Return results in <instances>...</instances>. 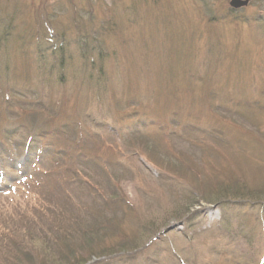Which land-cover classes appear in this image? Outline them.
<instances>
[{"label":"rangeland","instance_id":"obj_1","mask_svg":"<svg viewBox=\"0 0 264 264\" xmlns=\"http://www.w3.org/2000/svg\"><path fill=\"white\" fill-rule=\"evenodd\" d=\"M231 1L0 0V238L27 223L21 264L79 262L102 226L72 223L113 180L137 245L86 264H264V209L200 197L264 190V0ZM0 249V264L18 255Z\"/></svg>","mask_w":264,"mask_h":264},{"label":"trees","instance_id":"obj_2","mask_svg":"<svg viewBox=\"0 0 264 264\" xmlns=\"http://www.w3.org/2000/svg\"><path fill=\"white\" fill-rule=\"evenodd\" d=\"M25 146H28V145H25ZM142 146L148 150L147 146H145L143 143H142ZM128 152L132 154L133 149H130ZM123 166H125V164L121 165V167L117 171H114V173L129 175L130 170L125 169ZM173 168L175 169L176 166ZM117 187H118V183L113 180V188L106 190V193L105 192H104L105 194L103 193L104 195H101V196L95 195L94 201L96 205L98 206V213H96L97 211L96 212L91 211L90 216H86L84 219L80 218L78 220L73 221L72 226L74 227V229L81 230L80 223H82L83 225L82 229L91 228V227L99 228L102 226L101 229L99 228L100 230L98 231L96 235H94V237H92L91 239L87 241L86 240L84 241L85 242L84 246L80 245L78 249H80L83 254H80V257L78 258H81V260L73 264H86L91 259L108 256L109 254L116 252V250L119 252V251L132 250L133 246H135L136 248L137 244L135 243V241L137 238L133 235H129L134 240V241H129L127 238V235L123 234V232L120 231L122 227L121 223L124 221V216H125V214L123 213H127V211L129 210V206H127L128 204L125 202L124 199H121V195ZM227 187H230V186H227ZM221 191L210 193L208 194V196H200L202 197V199L204 197L205 198L202 201L198 199L196 200V202H193V203L196 205L201 202H206L207 204H215V205L220 204L226 207V206H230L228 202L238 200L240 202L250 203L251 205H254L258 209H264V190L263 189L262 190L260 189L259 191L254 190V192H252L251 190V192H249V190H246L245 187L240 186V187H236L235 189L230 188L227 191H223V192ZM95 194H102V193L99 190V191H95ZM190 208H192V206H184L182 208L174 210L175 211V213L173 214L174 219H173V216H171L172 214L168 213L169 210H167V213L166 212L163 213V216L160 217L159 219H161V221H163L164 219L163 224H165L164 227L167 228L170 225L169 221H171L172 219L176 220L177 222L184 221L186 218L185 214L189 213ZM34 213L35 215H37L38 210H34ZM63 213H64V207H61V208L50 210L49 214L50 216L56 217L58 219V223H62V220L65 217L63 216ZM28 214L26 213V215L24 216L27 218ZM133 217L137 219L140 218L139 211L137 212L134 211ZM28 220L30 219L28 218ZM84 223L87 225H84ZM22 224L23 223H19L18 226L21 227ZM26 224L22 228H20V230L12 238H10L9 236H6L5 234L0 238V245H4L5 248H8L9 250L18 254L15 257V260L11 259L9 256L5 258V262L8 264H21V260H28V261L31 260L25 257V251L27 252V250L24 249V254L20 253V251H22V247L24 246L21 244L24 243L26 245L25 236H20L21 232L24 233ZM42 224L43 223L40 220H35V221L30 220V226L33 225L34 229L38 228ZM152 224L153 225H151L150 228L148 227L149 224H145L140 230V233L144 234L145 236L146 235L151 236V238L155 237L160 231V229L162 228V226L160 228H157V226H155L156 223H152ZM241 225H242L241 222L236 224L238 231L241 228ZM116 229L118 230V233ZM113 239H115V241H114V244H112L113 246L112 248H110L111 245L109 247H106V246L104 247L103 244H108V243L110 244L112 242L111 240ZM32 240L33 241L29 243H34L36 242L37 239L35 240L33 238ZM43 247H46V246L43 244ZM87 252H89L90 257H86ZM21 255L25 259H21ZM73 255L75 256V253H73ZM1 257L3 259L4 254L2 253V250L0 249V261H1ZM30 257H33L34 259L37 256L36 255L34 256V252H33V254H30ZM43 257H44L45 263H48V264L57 263L56 261H61L62 263L66 264V261L68 260V259H65V257L55 258V255H49V254L44 253L43 256H39L41 264H44ZM49 258L51 260H49L48 262L47 260Z\"/></svg>","mask_w":264,"mask_h":264},{"label":"water","instance_id":"obj_3","mask_svg":"<svg viewBox=\"0 0 264 264\" xmlns=\"http://www.w3.org/2000/svg\"><path fill=\"white\" fill-rule=\"evenodd\" d=\"M248 1H243V0H232L230 2V6L234 9H239V8H242V7H246L248 5Z\"/></svg>","mask_w":264,"mask_h":264}]
</instances>
